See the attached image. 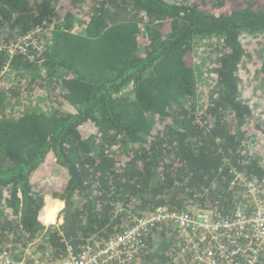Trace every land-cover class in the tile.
Wrapping results in <instances>:
<instances>
[{
  "label": "trees",
  "instance_id": "16d2710c",
  "mask_svg": "<svg viewBox=\"0 0 264 264\" xmlns=\"http://www.w3.org/2000/svg\"><path fill=\"white\" fill-rule=\"evenodd\" d=\"M82 1L0 0V247L25 264L45 195L65 201L40 244L55 264L160 206L230 216L245 196L234 172L264 179V111L240 75L257 55L250 84L264 95V0ZM35 30L28 52L8 55ZM202 40L213 50L198 75ZM38 89L47 110L2 112ZM173 240L157 225L132 264H176Z\"/></svg>",
  "mask_w": 264,
  "mask_h": 264
},
{
  "label": "built area",
  "instance_id": "2783aa9c",
  "mask_svg": "<svg viewBox=\"0 0 264 264\" xmlns=\"http://www.w3.org/2000/svg\"><path fill=\"white\" fill-rule=\"evenodd\" d=\"M36 31L21 34L7 44L8 55L28 52L29 47L36 44ZM9 65L6 61L2 73ZM234 174L232 184L241 183L245 196L237 203L232 215L224 216L204 209L190 213L160 206L147 216L132 219L122 232L105 242H88L79 252H70L69 257L55 264H132L145 234L157 225H168L173 229L178 252L174 258L176 264H262L264 179H249L237 170ZM0 264H25V260L14 259L1 246Z\"/></svg>",
  "mask_w": 264,
  "mask_h": 264
},
{
  "label": "rangeland",
  "instance_id": "374dc122",
  "mask_svg": "<svg viewBox=\"0 0 264 264\" xmlns=\"http://www.w3.org/2000/svg\"><path fill=\"white\" fill-rule=\"evenodd\" d=\"M89 2H87V0L82 1L81 5H83L82 7H86L85 4H87ZM207 43H209V40L203 41L202 40V46H205V50H199L198 49V55H197V73L198 75L201 74V71L204 70V62H206L208 60L207 55L208 52L211 50H213L212 48H210V46H207ZM246 44L248 46H252L255 47L257 49V41L252 42V40H250L249 38L246 40ZM210 48V49H209ZM257 57V55H254L253 59H255ZM253 59H249L247 58L245 60V68H241L240 71V75L241 78L243 80V85H242V92L244 94L245 97L250 98L251 102H253V104H257V105H261L262 109H257L258 113H260V111H264V107H263V103L260 102L259 98H261V96H264L260 93L257 92L258 89H260V86H258V89L253 88L252 84H250L251 79H252V75H250L253 71L252 68H254V63H253ZM251 68L250 71H248L247 69ZM26 74L25 75H33V72H29V71H24ZM44 71H42L40 74L42 75ZM6 72H4L3 74L4 77L6 76ZM35 73V72H34ZM205 77V75L203 76ZM201 88L202 90H207L209 89L210 83H212L213 86V82L211 80V77L209 78V75L206 76L205 79H202L201 76ZM3 83H8L10 86L14 87L16 85H18L16 82H14V77L9 78V79H5L4 81H2ZM39 91H37L36 93L30 95V93H24V95L22 94L20 97H18V99H14L11 101V103H6V109H2V112L8 113L7 115L9 116H16V114L21 111L22 109H28V108H37V109H45L47 110V100L45 99V92L41 89H38ZM261 91V90H260ZM200 95H203L200 93ZM257 138V143H253L257 147L258 149H260V147L264 148V141L261 140L262 136L259 135ZM260 138V139H259ZM264 151V149H263ZM51 199V200H50ZM55 198L52 197V195H45L44 198V203H43V214L41 213V221L43 222V224L45 225V228L41 231V233L39 234V237L32 241L26 248H25V256L29 255L31 258H33L36 262V264H48V262L44 259V256L46 255V250L41 249L40 244H41V240L43 238H46L47 235V230L48 227L52 224L54 225H59L61 224L64 220H63V215L64 213L62 212L61 214H59V207L60 204H63L65 206V201L56 198L55 200L58 201H54L53 200ZM60 201V203H59ZM47 205H54L57 207V212L56 214H54L52 216V218L49 219V222H46L43 220L44 214H45V207ZM59 215V216H58ZM54 220V221H53ZM50 224V225H49ZM20 243V242H19Z\"/></svg>",
  "mask_w": 264,
  "mask_h": 264
},
{
  "label": "crops",
  "instance_id": "0c3cea01",
  "mask_svg": "<svg viewBox=\"0 0 264 264\" xmlns=\"http://www.w3.org/2000/svg\"><path fill=\"white\" fill-rule=\"evenodd\" d=\"M60 203V202H59ZM64 205L63 204H60V207H59V214H61L63 212V209H64ZM59 216V215H58ZM54 221V220H53ZM50 225V224H49Z\"/></svg>",
  "mask_w": 264,
  "mask_h": 264
}]
</instances>
